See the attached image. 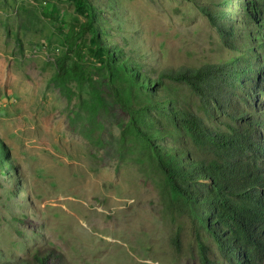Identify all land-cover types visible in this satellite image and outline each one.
Listing matches in <instances>:
<instances>
[{
	"label": "rangeland",
	"instance_id": "obj_1",
	"mask_svg": "<svg viewBox=\"0 0 264 264\" xmlns=\"http://www.w3.org/2000/svg\"><path fill=\"white\" fill-rule=\"evenodd\" d=\"M91 2L100 47L75 0H0V264L36 263L34 252L49 264H200L190 215L169 203L166 174L117 94L141 101L131 77L238 52L222 45L200 8L206 0ZM235 13L241 34L256 28ZM104 47L127 72L108 71ZM165 83L175 96L191 93ZM142 115L147 130L162 126L157 109Z\"/></svg>",
	"mask_w": 264,
	"mask_h": 264
},
{
	"label": "trees",
	"instance_id": "obj_2",
	"mask_svg": "<svg viewBox=\"0 0 264 264\" xmlns=\"http://www.w3.org/2000/svg\"><path fill=\"white\" fill-rule=\"evenodd\" d=\"M75 5L87 15L85 27L92 31L94 45L102 46L93 23L94 4L75 0ZM200 8L218 30L222 45L238 56L175 71L163 69L153 79L129 75L142 100L133 102L119 94L117 98L130 116L131 132L143 140L145 150L166 174L169 203L190 215L200 264H220L204 233L230 264H263L264 65L258 61V51L264 62V0H206ZM236 9L255 24L245 36L236 22ZM104 52L109 72H127L123 64L113 62L107 47ZM59 69L65 71L63 65ZM69 69L78 82L88 78L76 59ZM167 79L190 89L189 96H175ZM152 108L160 113L162 126L147 130L142 127V112ZM207 151L214 157L206 159ZM1 152L0 144V161ZM173 240L177 244L178 238ZM47 256L34 252L36 263L17 257L6 258L3 264H49Z\"/></svg>",
	"mask_w": 264,
	"mask_h": 264
}]
</instances>
